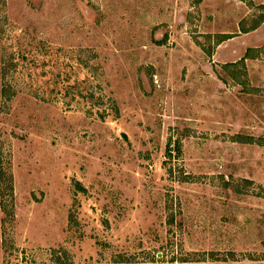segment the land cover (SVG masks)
<instances>
[{
	"label": "rangeland",
	"instance_id": "obj_1",
	"mask_svg": "<svg viewBox=\"0 0 264 264\" xmlns=\"http://www.w3.org/2000/svg\"><path fill=\"white\" fill-rule=\"evenodd\" d=\"M263 256L264 0H0V264Z\"/></svg>",
	"mask_w": 264,
	"mask_h": 264
},
{
	"label": "trees",
	"instance_id": "obj_2",
	"mask_svg": "<svg viewBox=\"0 0 264 264\" xmlns=\"http://www.w3.org/2000/svg\"><path fill=\"white\" fill-rule=\"evenodd\" d=\"M211 254H213V255H215V259H217V260H220V261H225L226 260V257H225V254H219V253H216V252H210ZM227 253V255H228V257H230V259L232 258V260H234L235 258H233L234 257V255H235V253L234 252H232V251H229V252H226ZM263 258H264V256H263ZM241 264H244V263H241ZM250 264H262V263H250Z\"/></svg>",
	"mask_w": 264,
	"mask_h": 264
}]
</instances>
